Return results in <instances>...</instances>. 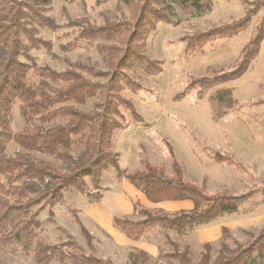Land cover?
<instances>
[{"label":"trees","instance_id":"obj_1","mask_svg":"<svg viewBox=\"0 0 264 264\" xmlns=\"http://www.w3.org/2000/svg\"><path fill=\"white\" fill-rule=\"evenodd\" d=\"M50 2L0 0L1 247L29 257L33 264H115L110 259L85 254L67 234L63 243H48L41 234V221L37 218L38 213L47 208L48 219L52 220L53 208L63 201L68 190L82 195L89 204L100 203L103 199L101 179L108 169L115 170L118 180L128 182L149 203H192L190 210L169 213L133 202L131 215L113 217L112 225L134 241L150 230L184 233L237 213L256 196L264 198V186L239 195L208 194L203 187L184 179V170L174 158L168 173L164 166L150 164L143 149L138 168L121 170L119 155L112 149L113 135L121 128L119 107L126 109L135 121L142 122L131 101L121 95L123 87L132 92L139 89L127 73L133 69L148 75L161 72L159 62L145 53L148 33L159 23L177 24L171 3L200 14L210 10L211 0H122L129 11L127 20L106 21L102 26L70 20L68 26L79 27L78 42H70L63 49L72 50L80 42L102 41L94 45L101 68L65 58L66 66L61 71L38 67L29 54L32 49L51 50V43L36 35L40 28L54 31L59 27L44 14ZM252 2V7L242 17L181 38L185 43L184 54L204 49L216 40H229L245 30L257 10L264 6V0ZM263 38L264 19L242 49L240 61L233 70L191 78L173 100L181 101L192 91L203 98L211 88L240 78L256 58ZM31 71L38 76L35 86L27 82ZM93 99L90 109L79 108ZM16 102L19 116L30 126L12 133L10 124ZM215 102L225 110L238 104L229 89L220 92ZM10 144L18 146L20 151L9 154ZM74 145L80 148L77 155L70 152ZM34 154L54 158L60 166L42 161ZM209 156L218 164L243 170L229 156L213 150H209ZM72 215L91 247L89 234L76 215ZM61 233L65 234L62 230ZM166 241L171 251L161 254L156 264H264V231L238 243L229 228L223 226L215 258L211 257V243H204L196 262L188 246L180 247L169 238ZM148 258L142 250L128 253L129 264H145Z\"/></svg>","mask_w":264,"mask_h":264},{"label":"rangeland","instance_id":"obj_2","mask_svg":"<svg viewBox=\"0 0 264 264\" xmlns=\"http://www.w3.org/2000/svg\"><path fill=\"white\" fill-rule=\"evenodd\" d=\"M252 4V0L246 3L242 0H211L210 10L197 14L192 9L182 10L171 3L173 20L177 24H157L148 33L145 44L146 55L159 62L161 72L148 75L142 70L133 69L127 75L139 89L132 92L123 87L121 91L122 97L131 101L142 118V122H137L126 109L119 107L122 113L121 128L113 135L112 149L119 155L121 170L138 168L143 149L150 164L162 165L168 173L174 158L184 170V179L203 187L208 194L226 192L239 195L264 186V38L256 58L240 78L211 88L203 98H198L196 92L192 91L181 101L173 100V96L185 87L189 79L215 76L238 65L242 49L264 19V6L257 10L245 30L229 40H216L204 49L184 54L185 43L181 38L236 20ZM44 14L59 26L54 31L46 28L37 30L38 37L51 43V50L32 49L29 54L38 67L61 71L66 66L65 58L101 68L94 45L102 41L80 42L72 50L63 49L70 42H78L79 27L68 26V21H85L93 26H102L106 21L127 20L129 11L122 0H51ZM37 81L36 72L31 71L27 82L35 86ZM224 89L231 90L232 96L238 100L233 109L216 106L215 99ZM94 100L79 108L90 109ZM17 106L18 102L12 111V133L30 126L19 116ZM222 112L225 114L220 115ZM209 150L231 157L243 170L214 162ZM17 151H20L18 146H8L9 154ZM79 151L80 148L75 145L70 150L73 155ZM34 156L60 166V162L54 158L38 154ZM101 187L103 199L100 203L89 204L82 195L68 190L64 193L63 201L53 208L52 220L48 219L47 208L38 213L41 234L48 243H63L67 240V234L85 254L110 259L115 264H129V252L148 247L155 249V255L147 253L149 258L145 264H156L161 254L171 251L166 241L169 238L180 247L188 246L191 258L196 262L204 243H211V257L215 258L223 226L229 228L238 243H244L252 235L264 231V198L256 196L241 206L237 213L225 215L207 225L180 234L150 230L140 240L134 241L113 227L111 219L128 215L134 201L151 206L139 191L130 188L128 182L118 180L113 169L103 173ZM158 207L171 212L187 209L189 205L163 204ZM73 213L89 234L91 247L81 234ZM107 218L109 222L105 226L103 221ZM0 262L33 264L29 257L11 253L1 246Z\"/></svg>","mask_w":264,"mask_h":264},{"label":"crops","instance_id":"obj_3","mask_svg":"<svg viewBox=\"0 0 264 264\" xmlns=\"http://www.w3.org/2000/svg\"><path fill=\"white\" fill-rule=\"evenodd\" d=\"M241 17V16H240ZM239 17V18H240ZM129 186H130V188L131 189H133L134 187L132 186V185H130L129 184ZM133 190H136L135 188L133 189ZM145 199V198H144ZM135 202V201H134ZM133 203V202H132ZM148 203V205H150L151 207H148V208H151V209H154V208H156V209H162V210H164V211H166V212H169V211H167V210H165V209H163V208H161V207H158L159 205H182L183 203L185 204V203H187V205H189V207L187 208V209H181V210H176V211H171V212H169V213H173V212H178V211H187V210H190L191 208H192V203L190 202V201H175V202H163V203H158V204H152V203H149V202H147ZM142 205V204H141ZM145 207H147V205L145 206ZM132 213V204H131V208H130V212H129V214L128 215H130ZM128 215H125V216H128ZM113 219V218H112ZM111 219V220H112ZM108 218H107V220L105 219L104 221H103V225H108ZM113 226V225H112ZM142 238V237H141ZM140 238V239H141ZM139 239V240H140ZM139 248H141V249H139V250H142V251H144V252H146V253H148L149 255H155V249L154 250H152L151 248H148V247H139Z\"/></svg>","mask_w":264,"mask_h":264}]
</instances>
